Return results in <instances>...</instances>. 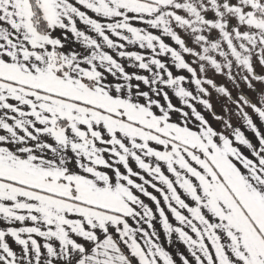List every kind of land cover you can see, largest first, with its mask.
<instances>
[{"label":"snow or ice","instance_id":"obj_1","mask_svg":"<svg viewBox=\"0 0 264 264\" xmlns=\"http://www.w3.org/2000/svg\"><path fill=\"white\" fill-rule=\"evenodd\" d=\"M0 264H264V0H0Z\"/></svg>","mask_w":264,"mask_h":264},{"label":"crops","instance_id":"obj_2","mask_svg":"<svg viewBox=\"0 0 264 264\" xmlns=\"http://www.w3.org/2000/svg\"><path fill=\"white\" fill-rule=\"evenodd\" d=\"M259 70V69H258ZM209 119H210V117H209Z\"/></svg>","mask_w":264,"mask_h":264}]
</instances>
